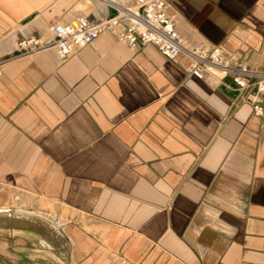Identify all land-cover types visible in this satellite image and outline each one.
Wrapping results in <instances>:
<instances>
[{
	"label": "crops",
	"instance_id": "0c3cea01",
	"mask_svg": "<svg viewBox=\"0 0 264 264\" xmlns=\"http://www.w3.org/2000/svg\"><path fill=\"white\" fill-rule=\"evenodd\" d=\"M166 1L187 43L264 69V0ZM106 14L98 0H0V256L264 264V115L250 91L109 31L63 60L18 51L54 22ZM35 202L73 214L53 223Z\"/></svg>",
	"mask_w": 264,
	"mask_h": 264
},
{
	"label": "built area",
	"instance_id": "2783aa9c",
	"mask_svg": "<svg viewBox=\"0 0 264 264\" xmlns=\"http://www.w3.org/2000/svg\"><path fill=\"white\" fill-rule=\"evenodd\" d=\"M106 9V16H76L65 22H54L49 29L50 40L38 35L21 38L17 48L21 54H33L54 47L63 60L109 31L115 33L130 49L152 44L170 60L182 59L188 75L212 83H225L226 77L237 91H250L246 97L256 116L264 115V69L249 67L232 55H224L201 42L187 43L178 33L167 12L166 0H98ZM2 68L0 65V75Z\"/></svg>",
	"mask_w": 264,
	"mask_h": 264
},
{
	"label": "rangeland",
	"instance_id": "374dc122",
	"mask_svg": "<svg viewBox=\"0 0 264 264\" xmlns=\"http://www.w3.org/2000/svg\"><path fill=\"white\" fill-rule=\"evenodd\" d=\"M84 1V5L87 3V0H83ZM36 205V209L37 210H41L44 213H48L49 217L53 218L54 220H52L51 222L55 223V222H63V217L70 216V214L72 215L73 213L68 211V209L66 208H59L57 207L54 203H48V202H43L42 204L39 202H35ZM41 206V207H40ZM62 214V217L59 218L58 214ZM83 221H85L83 219ZM7 264L9 263V261H7L5 258L0 256V264ZM21 264H26L24 261H22Z\"/></svg>",
	"mask_w": 264,
	"mask_h": 264
},
{
	"label": "water",
	"instance_id": "95a60500",
	"mask_svg": "<svg viewBox=\"0 0 264 264\" xmlns=\"http://www.w3.org/2000/svg\"><path fill=\"white\" fill-rule=\"evenodd\" d=\"M52 257L59 263V264H64L59 258L56 256L52 255Z\"/></svg>",
	"mask_w": 264,
	"mask_h": 264
}]
</instances>
